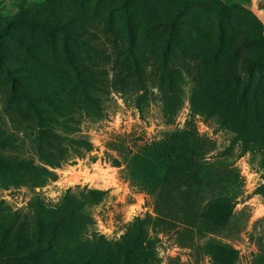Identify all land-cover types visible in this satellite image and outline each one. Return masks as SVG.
Segmentation results:
<instances>
[{
  "label": "trees",
  "instance_id": "trees-1",
  "mask_svg": "<svg viewBox=\"0 0 264 264\" xmlns=\"http://www.w3.org/2000/svg\"><path fill=\"white\" fill-rule=\"evenodd\" d=\"M89 1L44 0L35 5L21 2L14 14L0 16V72L8 81L5 86L10 87V98L23 101L36 117L28 120L38 128L36 149L48 166L57 165L58 157L66 154L68 145L80 152L91 148L82 138H71L65 146L61 143L65 137L56 132L58 119L52 116L63 115L67 105L47 85L60 78L83 103L95 99L92 95L95 70L88 68V61L94 56H104L105 52L97 44L91 24L95 20L103 22L105 30L110 32L115 17L122 23L128 39V46L117 51L124 63L132 62L133 70L138 72L134 61L150 55L160 70L162 87H167L165 79L172 82L176 74L175 63L167 53L173 54L171 47L175 46V51L196 61L191 110L206 116L216 115L217 124L234 133L229 149L241 143V153L257 146L264 151V80L252 77L242 81L233 68L238 61L235 52L239 46L246 51L255 48L258 52L255 58L244 54L239 60L244 70L260 73L264 68V35L253 19L237 34L226 16L235 8L245 7L223 0H96L97 6L106 1L104 14L96 16L88 9ZM153 1L157 12L150 11ZM200 14L206 19H201ZM206 21H212L216 28L211 25L210 31H204ZM260 26L263 32L261 21ZM152 29L168 33L166 47L161 51L150 33ZM33 31L42 41L32 36ZM198 37L209 38L208 45L193 46ZM228 39L232 51L229 64L224 66L220 53ZM9 43L22 49L23 54L18 57L8 48ZM108 145L117 153L112 158L113 165L124 162L133 182L145 186L156 196V201L157 196L168 192L167 200L186 213L187 223L199 220L217 229L228 222L233 205L229 198L219 196L203 206L199 199L192 211L181 200V181L185 176H190L187 189L197 186L204 192L210 191L216 179L208 172L199 173L206 162V144L191 127L168 132L163 139L141 145L135 152L122 140ZM13 147V135L0 126V150ZM54 177L46 165L0 152V178L10 183L40 185ZM93 192L98 193L90 191ZM2 210L5 208L0 206V213ZM7 214L0 216V264H148L151 257L152 242L147 237L144 219L130 223L115 241H108L102 235L85 238L82 233L91 219L81 201L69 195L55 208L35 200L28 213ZM205 251L211 264H235L238 256L235 248L217 240L207 241ZM253 264H264V251Z\"/></svg>",
  "mask_w": 264,
  "mask_h": 264
},
{
  "label": "rangeland",
  "instance_id": "rangeland-1",
  "mask_svg": "<svg viewBox=\"0 0 264 264\" xmlns=\"http://www.w3.org/2000/svg\"><path fill=\"white\" fill-rule=\"evenodd\" d=\"M43 1L0 0V16L14 14L21 2L35 5ZM223 1L245 7L235 8L226 15L237 34L253 19L258 24L260 34L264 35V29L262 32L260 26L261 21L264 28V0ZM105 2L97 6L96 0H90L88 9L94 11L96 16H102ZM150 11H159L155 1L151 2ZM200 17L206 19L204 14H200ZM104 25L98 20L91 24V30L98 38L97 44L105 52L104 56H94L88 61V68L95 70V87L92 90L95 99L83 103L60 78L47 85L67 105L63 115L52 116L58 119L56 132L65 137L61 143L65 146L71 138H82L91 148L80 152L68 145L66 154L58 157L55 167L48 166L37 152L35 138L38 128L28 120L36 117L23 101L10 98V87L5 86L8 81L0 72V126L14 137V147L1 149L0 152L46 165L55 175L40 185L10 183L0 178V206L5 208L0 216L7 217V212L15 211L28 213L35 200L46 207L55 208L69 195L81 201L83 210L91 219L82 233L85 238L102 235L108 241H115L124 234L130 223L144 219L147 237L152 242L148 264H211L205 251V244L209 240L227 243L235 248L238 251L235 264H253L257 255L264 251L262 147H251L241 153L242 144L237 143L229 149L234 133L218 125L216 115L206 116L191 110V94L196 86V61L183 56L172 46L173 54L169 51L167 56L173 59L176 74L172 82L165 79L167 87H162L160 70L153 64L150 55L134 61L138 65L135 67L138 72L137 69L133 70L132 62L131 65L126 64L122 55H117L118 48L128 46L122 23L117 17L113 20L112 31L105 30ZM211 25L216 28L212 21H208L204 31H210ZM150 33L160 51L166 47L167 31L152 29ZM32 36L42 41L37 32L33 31ZM208 41L209 38L198 37L193 41V46L200 44L206 47ZM229 44L228 39L220 53L225 60L224 66L229 64L231 57ZM8 48L18 57L23 54L22 49L11 43ZM257 53L255 48L246 51L239 46L236 49L238 61L233 68L242 81L252 77L264 80V68L260 69V73H250L244 70L239 60L244 54L255 58ZM188 127L206 144V162L200 175L208 172L216 179L210 191L204 192L197 186L187 189L190 176H185L181 181V200L190 211L194 210L193 206L199 199H202L201 206L219 196L229 198L230 202L232 200L228 222L221 228H209L199 220L193 224L187 223L186 213L167 200L168 192L157 196L156 201V196L148 192L145 186L133 182L124 162L120 166L111 162L117 153L109 143L122 140L131 152H135L141 145L163 139L168 132L183 131ZM95 190L98 193H90Z\"/></svg>",
  "mask_w": 264,
  "mask_h": 264
},
{
  "label": "crops",
  "instance_id": "crops-1",
  "mask_svg": "<svg viewBox=\"0 0 264 264\" xmlns=\"http://www.w3.org/2000/svg\"><path fill=\"white\" fill-rule=\"evenodd\" d=\"M264 29V28H263Z\"/></svg>",
  "mask_w": 264,
  "mask_h": 264
}]
</instances>
